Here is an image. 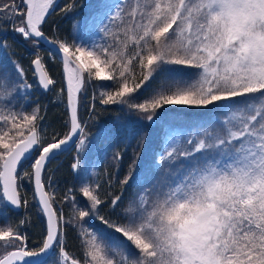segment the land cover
I'll use <instances>...</instances> for the list:
<instances>
[{"label":"snow or ice","instance_id":"1","mask_svg":"<svg viewBox=\"0 0 264 264\" xmlns=\"http://www.w3.org/2000/svg\"><path fill=\"white\" fill-rule=\"evenodd\" d=\"M53 5L0 0V33L33 45L31 65L45 90L56 81L39 44L55 46L50 56L60 58L68 109L67 131L48 135L25 68L0 58V264H264V0H99L84 25L100 39L88 41L45 35ZM75 9L70 3L62 11ZM9 47L0 35V51ZM89 87L100 111L119 105L145 127L160 128L147 168L136 171L134 153L128 173L117 178L118 193L111 174L107 190L90 174L88 125L79 116ZM89 108L94 119L96 104ZM189 109L203 119L190 125L170 119ZM148 135L138 133V149ZM102 138L110 140V130ZM73 144L82 203L73 188L58 199L42 179ZM122 158L113 152V161ZM22 177L34 182L44 220L33 247L21 231L30 221L8 216L27 207ZM130 182L138 191L126 201ZM91 221L111 232H98ZM69 226L82 258L68 250Z\"/></svg>","mask_w":264,"mask_h":264},{"label":"trees","instance_id":"2","mask_svg":"<svg viewBox=\"0 0 264 264\" xmlns=\"http://www.w3.org/2000/svg\"><path fill=\"white\" fill-rule=\"evenodd\" d=\"M70 3L76 4L75 11L67 13L62 11ZM98 3L99 0H55L53 5L54 10L47 18V23L43 25L45 35L49 39H52L58 32L61 38L69 40L77 36L83 38L85 41L89 39L99 40V34L89 32L84 25L86 18L97 11ZM78 21L80 22L79 28L74 29L73 25ZM0 35L6 38L7 43L10 45L6 51H0V58L8 57L9 59L17 60L26 70L28 82L32 84L30 97L32 105L39 106L40 114L43 116V120L41 121L42 129L48 135H51L54 130L61 133L67 131L65 121L68 119V114L66 110L65 90L61 91L62 88L64 89V79L62 65L58 56L53 59L50 53L54 54V52L40 42L39 52L44 58L50 75L56 81L49 91H43L37 83L31 67V61L34 58L33 45L11 31L0 33ZM93 93L94 90L90 87L87 88L86 92L81 93L79 108L80 119L87 122L88 125L89 142L86 155L94 165V171L90 170V174L93 180L98 181L102 185L103 190H107L106 181L108 180V175L111 174L113 176L112 191L118 193L120 189L117 178L122 179L128 173L134 153H138L139 155L136 171L143 173L147 168L153 153L158 150L161 143L160 128L156 125L151 126V128L145 127L147 122L138 121L135 115L128 112L127 108L121 111L119 105L107 106V111H100L101 106L98 103V99L96 101L92 99ZM96 94L98 96V90H96ZM147 95L148 92L145 91L144 96ZM93 103L96 104L97 114L94 119H90L91 110L89 105ZM30 110L31 108H29ZM170 119H174L179 124L190 125L202 120L203 116L198 110L189 109L184 113L170 117ZM104 130H110V140L102 138ZM141 131L150 133V135L147 137L145 147L138 149L137 135ZM75 147L74 145L67 153L60 154L52 160L47 165L42 179L46 190L49 192L54 191L58 199L69 188H73L77 200L82 203L84 198L79 190V182L75 178L71 167L76 154ZM116 150L122 153L123 158L119 162H115L112 159L113 152ZM26 168L27 165H25ZM49 182H51V188L47 187ZM18 183L20 185L19 191L21 196L27 199V207H22L19 211H10L8 216L10 222H17L23 218H27L30 221L21 231L28 238L27 245L33 247L40 240L41 234L44 231V220L33 196L32 181L27 177H22ZM137 191L138 189L135 184L130 182V185L126 186L124 193L125 200L127 201ZM56 206L60 207L59 204ZM64 211L66 215L70 214L67 206H64ZM17 212H19V215H17ZM91 225L98 232H102L105 235L111 232V230L103 228L98 221H91ZM66 242L68 250L71 253L81 256V241L77 238L76 230L71 226L67 229Z\"/></svg>","mask_w":264,"mask_h":264},{"label":"water","instance_id":"3","mask_svg":"<svg viewBox=\"0 0 264 264\" xmlns=\"http://www.w3.org/2000/svg\"><path fill=\"white\" fill-rule=\"evenodd\" d=\"M43 45H45V46H47L50 50H52L54 53L56 52V48H55V46L54 45H52V44H50V43H48V42H46V41H44V40H41L40 41ZM58 58H59V56H58ZM59 60H60V58H59ZM31 67H32V71H33V66L31 65ZM33 73H34V71H33ZM35 75V74H34ZM35 77H36V75H35ZM36 80H37V77H36ZM37 83H38V81H37ZM40 86V85H39ZM40 88L43 90V91H49V90H45V89H43L41 86H40ZM50 88H51V86H50ZM64 90H65V100H66V110H67V113H68V109H67V90H66V84H65V81H64ZM75 144H73V145H71L69 148H68V150L67 151H64L63 153H67L73 146H74ZM62 153V154H63ZM32 191H33V196H34V199H35V202H36V204H37V198H36V196H35V185H34V182L32 181ZM21 209V208H20ZM20 209H18V210H14V211H19Z\"/></svg>","mask_w":264,"mask_h":264},{"label":"rangeland","instance_id":"4","mask_svg":"<svg viewBox=\"0 0 264 264\" xmlns=\"http://www.w3.org/2000/svg\"><path fill=\"white\" fill-rule=\"evenodd\" d=\"M55 1V0H54Z\"/></svg>","mask_w":264,"mask_h":264}]
</instances>
